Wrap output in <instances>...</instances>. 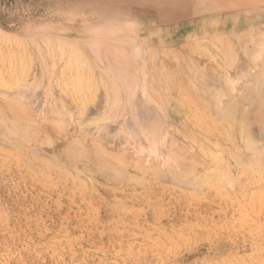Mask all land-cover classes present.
<instances>
[{
    "label": "rangeland",
    "instance_id": "obj_1",
    "mask_svg": "<svg viewBox=\"0 0 264 264\" xmlns=\"http://www.w3.org/2000/svg\"><path fill=\"white\" fill-rule=\"evenodd\" d=\"M0 264H264V0H0Z\"/></svg>",
    "mask_w": 264,
    "mask_h": 264
},
{
    "label": "bare ground",
    "instance_id": "obj_2",
    "mask_svg": "<svg viewBox=\"0 0 264 264\" xmlns=\"http://www.w3.org/2000/svg\"><path fill=\"white\" fill-rule=\"evenodd\" d=\"M217 43V42H216ZM192 49H193V47H191ZM76 49V48H75ZM195 49H196V47H195ZM75 51V50H74ZM79 51V50H78ZM192 51H194V50H192ZM197 51V50H196ZM196 51H194V52H196ZM77 53V52H76ZM78 54H80L79 52H78ZM89 55V54H88ZM84 58V57H83ZM86 59V58H85ZM76 61V60H75ZM75 61H74V63H75ZM76 62H78L79 63V61H76ZM72 63H73V60H72ZM86 63V62H85ZM81 65H83V63L81 64ZM81 65H79L78 66V64L76 65V66H78V67H80ZM84 66V65H83ZM82 68V67H81ZM84 68V67H83ZM91 68V67H90ZM78 69H80V68H78ZM85 69H86V67H85ZM77 86V85H76ZM181 88V87H180ZM177 89V88H176ZM182 91V90H181ZM184 93V92H183ZM180 95V94H179ZM178 103H181V104H183V105H185V107H188L190 110H191V113H192V115H194L195 117V120H198V122H199V124H204V122L206 123V127H208V122H207V120L205 121V117H206V114L205 113H203V111H202V109H201V111H200V106L197 104V103H195V102H193L191 99H189V96L187 95L186 96V94L184 95V94H182V97H181V99L179 100V102ZM178 106V105H177ZM183 107V106H182ZM184 108V107H183ZM187 109V108H186ZM185 109V110H186ZM189 109H188V111H189ZM187 111V112H188ZM189 115V114H188ZM191 115V116H192ZM192 120H194L193 118H191ZM211 128L213 129V131L217 134V135H219L221 132H217L216 130H215V128L211 125ZM137 214V213H136ZM153 216V215H152Z\"/></svg>",
    "mask_w": 264,
    "mask_h": 264
}]
</instances>
